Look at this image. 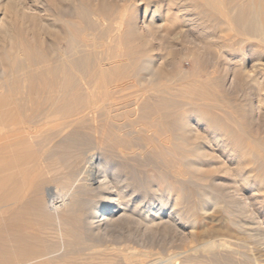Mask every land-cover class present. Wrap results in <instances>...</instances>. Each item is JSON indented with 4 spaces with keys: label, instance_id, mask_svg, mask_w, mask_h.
I'll return each instance as SVG.
<instances>
[{
    "label": "bare ground",
    "instance_id": "bare-ground-1",
    "mask_svg": "<svg viewBox=\"0 0 264 264\" xmlns=\"http://www.w3.org/2000/svg\"><path fill=\"white\" fill-rule=\"evenodd\" d=\"M165 3L0 0V264H264V0Z\"/></svg>",
    "mask_w": 264,
    "mask_h": 264
},
{
    "label": "rangeland",
    "instance_id": "rangeland-1",
    "mask_svg": "<svg viewBox=\"0 0 264 264\" xmlns=\"http://www.w3.org/2000/svg\"><path fill=\"white\" fill-rule=\"evenodd\" d=\"M96 1L97 2H108V3H111L112 5L118 7V9H121V10L125 8L124 10H126V12L128 13V15L129 14L130 15H132V14H139V13L140 14H143V12H145V14H146L147 17L148 16H151V14L156 15V16H159V17L160 16L162 17L165 14H167V12H171V13H174V12L176 13L177 12L176 11L177 10V8H176L177 5L175 6V4H172L171 6H168L167 3H165V0H161V1L160 0H151V3H150L151 5L150 4L147 5L146 4L147 2L144 3L142 0H108V1L107 0H96ZM191 12H194V11H191ZM98 20L100 21L101 19H98ZM15 28H16V21L15 22L13 21V23H12V29H15ZM154 38H152V41L153 42H154ZM250 42L251 43H254L253 41H250ZM153 44H155L157 46L156 47L157 50H155V52H154V54H156V56L155 55L154 56L157 57L158 54H161L163 52L159 49L158 43L156 42V39H155V42L152 43V45ZM186 57L187 56L184 55L181 58V61L178 63V65H177L176 68L179 71H181L183 75H190L194 71V68H193V65H192L189 57H187V58ZM219 69H220V67H219ZM219 74H220V70L215 75L216 76H219ZM227 89H228V91H225L226 89L224 91L223 90L220 91L219 95L220 96L229 97L228 94H230V96H233L236 99H239V96L241 95L239 92H237L235 90H231L230 87H227ZM14 106L16 107V102H15V105ZM195 121L197 122L198 119H196ZM5 126H6V128H3L2 126H0V144L3 141H5V140H10V139L14 138L13 136L16 135V133L13 132L14 130H16V119L15 118H10L9 121L7 123H5ZM202 126H203L202 124L201 125L199 124L198 125V130L200 132H202V133H205L204 130H203L205 128L202 127ZM255 126H257V125H255ZM40 170L41 171L45 170L46 172L43 171V173L44 172L45 173H48V170L46 168V164L45 163L41 162V164H40ZM199 197H200V195H197L196 196L195 194H193V199L194 200L198 199ZM197 220H199V219H197ZM201 220H202V218L200 217V220L199 221H201ZM127 231H128V233L131 232V234H133V233H134V235L136 234V232L134 231V229H127V228L124 229V231H122V232L120 231V233L128 234ZM134 235H132V236H134ZM114 236H116V235H114ZM168 237H170V236L168 235V236H166V237L163 238L162 235H161V237H159V236L155 237V239L157 238L156 240L154 239V237H152L153 239L152 238L149 239L150 241L148 240V241H146V243L143 242V245L144 246L142 245L143 246L142 248L139 247V245H138V247H139L138 248L136 244H133V242H131L132 244L131 243H123L122 241L118 242V241H115L113 238H111L108 242H103L102 243V246L99 247L100 249L99 248L98 249L102 251V250H104L105 247H109V248H119V249L121 248V250H124V248L126 249V247H127L126 245L128 244L129 246L131 245V247L134 246L133 248H135V247L138 248V249L135 248L136 251H138L139 249H141L142 251L149 252L150 254H154V256H156V258H163V257H166L168 254H173V253L178 252V249H179L178 248V245L175 244V243H171L169 241L170 238H168ZM47 239H48V237H47ZM166 241L170 242L172 245L170 243L166 242ZM47 243L49 245H52L53 244L52 242H50V240H48ZM158 243H160V244H158ZM167 243L169 244V246H167L168 245ZM122 244H124V245H122ZM121 246H123L124 248L121 247ZM149 247H152V248H149ZM143 248H144V250H143ZM145 248L146 249L149 248L148 249L149 251L146 250ZM168 248H171L172 251H170ZM77 250H79V249H77ZM154 250H157L158 252H160V254L157 251H154ZM167 250H169V251H167ZM88 252L89 253H92L93 251L92 250H85V251H82V254L87 255ZM130 253H132V251H130Z\"/></svg>",
    "mask_w": 264,
    "mask_h": 264
}]
</instances>
